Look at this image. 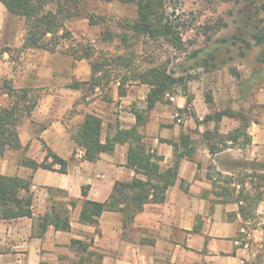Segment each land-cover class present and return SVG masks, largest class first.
I'll list each match as a JSON object with an SVG mask.
<instances>
[{"label":"crops","instance_id":"1","mask_svg":"<svg viewBox=\"0 0 264 264\" xmlns=\"http://www.w3.org/2000/svg\"><path fill=\"white\" fill-rule=\"evenodd\" d=\"M16 18L0 4L1 45H22L24 30ZM20 61L11 62L9 54L0 57L12 87L43 90V95L31 117L18 128L20 149L8 150L0 158V177L31 181L32 217L0 218V264H259L256 248L264 232L252 222L264 213V200L251 213L247 200L234 196L220 182L230 171L217 158L234 149L228 146L209 153L207 145L213 142L205 141L203 134L212 131L206 128V114L198 105L194 116L181 118L190 109L188 95L195 106L198 96L193 91L167 95L139 129L146 148L163 158V170L175 160L168 142L178 143L186 133L194 147L192 159L180 160L165 201L144 205L127 225L118 212L102 213L97 225L84 224L79 220L83 201L104 203L116 183L139 176L127 168V144L115 145L95 162L86 161L75 141L77 131L88 114L102 121V143L117 127L131 128L136 123L134 112L145 108L150 86L132 82L125 70L111 77H102L100 71L94 76L100 79L98 85L71 88L74 82L91 81L90 61L65 54H21ZM2 73L0 69V77ZM228 120L220 121L221 135L231 134L224 129ZM51 155L66 163L63 173ZM31 162L51 169L32 170ZM82 187H87L86 197H82ZM60 206L68 211L70 231L48 225L42 232L40 219Z\"/></svg>","mask_w":264,"mask_h":264},{"label":"rangeland","instance_id":"2","mask_svg":"<svg viewBox=\"0 0 264 264\" xmlns=\"http://www.w3.org/2000/svg\"><path fill=\"white\" fill-rule=\"evenodd\" d=\"M80 9L84 15L66 23L73 35L71 44L64 42L53 54H63L65 48L80 42L92 48L94 61L106 62L103 74L109 77L126 71L130 77L134 72L161 66L174 77L184 79L173 93H182L186 88V94L193 91L198 96L195 106L191 102L181 118L194 116L197 105L205 116L213 118L219 112L236 114L224 125L232 134L239 129L238 139L231 145L226 143L227 135L219 133L221 123L217 128L214 122L205 126L211 128L216 149H234L217 158L221 167L230 171L222 175L220 182L232 189L234 196L245 198L247 210L254 213L264 200V181L260 179L264 176V44L254 41L255 35L264 38V0H164V11L175 26L170 40L151 39L133 31L135 5L82 2ZM88 15L98 24L89 26ZM15 22L24 30L22 19L16 18ZM20 47L0 44V57L9 54L11 62L20 64L21 54H50L42 50L19 51ZM193 53L197 57L191 58ZM124 59L125 68L121 64ZM13 68H17L16 64ZM0 69L4 71L1 83L7 81L12 87L9 71L3 65ZM11 102L5 89H0V108ZM252 224L264 232V213L256 215ZM258 242L256 256L259 264H264V233Z\"/></svg>","mask_w":264,"mask_h":264},{"label":"trees","instance_id":"3","mask_svg":"<svg viewBox=\"0 0 264 264\" xmlns=\"http://www.w3.org/2000/svg\"><path fill=\"white\" fill-rule=\"evenodd\" d=\"M82 2H118L135 5L137 16L133 23V31L151 39L162 37L170 40L173 35L175 26L164 11V0H0V4L9 14L23 20L24 37L19 51L42 50L50 54L59 52L64 42L71 44L73 35L66 28V23L84 15L80 9ZM86 18L89 26L98 24L91 15ZM254 41L264 44V38L257 35L254 36ZM63 54L72 57L73 60L90 61L93 73L91 81L74 82L70 86L71 88L98 85L100 79H95L94 76L100 71L104 73L103 69L107 64L92 59L94 51L91 47L76 42L65 48ZM195 57L197 54L193 53L191 58ZM262 59L264 63V54ZM125 62L126 59L121 62L124 64V68L127 67ZM103 76L105 74H102ZM129 78L134 83L150 86L145 100V108L134 112L135 125L129 129L117 127L113 134H108L105 142L102 143L100 140L102 121L88 114L77 131L75 141L84 151V159L88 162L97 161L102 153L112 152L117 144H127V168L142 178L134 177L128 182L116 183L109 199L104 203L83 201L79 220L84 224L97 225L102 213L118 212L122 215L123 224L127 225L134 221L135 216L142 211L144 205L163 203L167 189L175 183L180 160L192 159L194 153L189 135L181 134L178 143L168 142L173 147L175 160L172 167L163 170L160 167L163 158L146 148L143 135L139 130L145 125L148 113L155 104L163 101L167 95H172L175 87L181 86L184 79L174 77L171 72L161 66H153L139 73L134 72ZM3 88L6 96L12 102L10 105L0 108V158L4 157L8 150L20 149L18 128L24 120L31 117L43 95L37 89H14L7 81L2 83L0 81V89ZM183 89L182 93L186 95V88ZM119 93L123 94L121 89ZM190 103L191 100L187 98V105ZM223 117L236 118V114L230 111L219 112L215 114V118L207 115L203 121L204 123L214 122L217 128ZM238 135L239 129L235 130L233 134L227 135L226 141L233 143L238 139ZM212 138V133L206 130L203 139L210 142ZM207 147L210 154L215 153V144H208ZM51 156L54 164L60 166L58 171L63 173L66 163L56 155ZM29 167L32 170L40 167L51 169V166L35 162L29 163ZM260 179L264 181V176ZM30 186V180L0 177V218L32 217ZM81 194L82 197H86L87 187H82ZM48 225H52L55 230L70 231L68 211L64 209V206H60L58 209L53 208L51 215L47 214L40 219L39 228L42 232Z\"/></svg>","mask_w":264,"mask_h":264}]
</instances>
